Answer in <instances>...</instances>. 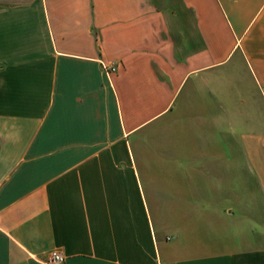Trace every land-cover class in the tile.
<instances>
[{
    "label": "crops",
    "instance_id": "0c3cea01",
    "mask_svg": "<svg viewBox=\"0 0 264 264\" xmlns=\"http://www.w3.org/2000/svg\"><path fill=\"white\" fill-rule=\"evenodd\" d=\"M173 112L174 181L203 193L175 231L141 164ZM55 250L264 264V0H0V264Z\"/></svg>",
    "mask_w": 264,
    "mask_h": 264
},
{
    "label": "rangeland",
    "instance_id": "374dc122",
    "mask_svg": "<svg viewBox=\"0 0 264 264\" xmlns=\"http://www.w3.org/2000/svg\"><path fill=\"white\" fill-rule=\"evenodd\" d=\"M180 126V121L174 117V112L148 124L147 159L141 162L149 182L147 188H164L162 193L164 202L171 200L170 189L174 188V231L178 226L196 220L199 217L198 212L203 210V193L194 188H188L189 192L186 189L183 193L178 188H185V185H179L176 180L174 181V138L181 135L179 133L181 132ZM154 152H158L162 159L151 160L156 157V154L153 155ZM243 168L244 179L242 187L250 188L254 183L250 180L249 169L245 168L244 164ZM230 180H232L233 185V178ZM183 181L184 183L186 182L185 180ZM228 208L229 206L225 208L226 211L229 210ZM169 212V209H167V212L164 210V214L167 213V216L164 215L165 219L163 221L164 228L169 230L166 232L168 237L170 235Z\"/></svg>",
    "mask_w": 264,
    "mask_h": 264
},
{
    "label": "built area",
    "instance_id": "2783aa9c",
    "mask_svg": "<svg viewBox=\"0 0 264 264\" xmlns=\"http://www.w3.org/2000/svg\"><path fill=\"white\" fill-rule=\"evenodd\" d=\"M103 69L106 73L113 72L115 70L114 65H103ZM64 255L60 251H52L45 262V264H63Z\"/></svg>",
    "mask_w": 264,
    "mask_h": 264
}]
</instances>
